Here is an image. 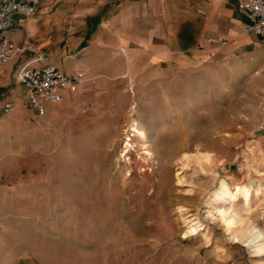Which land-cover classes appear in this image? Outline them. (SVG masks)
<instances>
[{"label":"rangeland","instance_id":"374dc122","mask_svg":"<svg viewBox=\"0 0 264 264\" xmlns=\"http://www.w3.org/2000/svg\"><path fill=\"white\" fill-rule=\"evenodd\" d=\"M181 55L44 114L0 86V264H264V46Z\"/></svg>","mask_w":264,"mask_h":264},{"label":"crops","instance_id":"0c3cea01","mask_svg":"<svg viewBox=\"0 0 264 264\" xmlns=\"http://www.w3.org/2000/svg\"><path fill=\"white\" fill-rule=\"evenodd\" d=\"M247 21L237 0H39L32 16L15 15L9 35L16 52L0 66V86L14 77L13 88L24 97L17 71L30 61L79 74L56 103L72 92L94 96L115 77L131 74L137 61L148 66L175 59L209 36L227 40L221 47L227 52L264 46L261 37L242 31Z\"/></svg>","mask_w":264,"mask_h":264},{"label":"built area","instance_id":"2783aa9c","mask_svg":"<svg viewBox=\"0 0 264 264\" xmlns=\"http://www.w3.org/2000/svg\"><path fill=\"white\" fill-rule=\"evenodd\" d=\"M248 21L242 28L243 32H252L264 41V0H237ZM39 0H0V66L5 65L16 52L11 46L10 29L14 26L15 15L28 18L35 12ZM227 40L209 36L198 43L199 49L209 46L222 47ZM17 77L25 89L23 105L44 114L45 104L56 103L62 99L63 90L73 87L81 78L77 73L65 74L51 64L31 65L30 61L22 63ZM11 101L3 103V111L11 113Z\"/></svg>","mask_w":264,"mask_h":264},{"label":"bare ground","instance_id":"6f19581e","mask_svg":"<svg viewBox=\"0 0 264 264\" xmlns=\"http://www.w3.org/2000/svg\"><path fill=\"white\" fill-rule=\"evenodd\" d=\"M134 131H137V133L141 135L143 138L146 137L145 132L142 129H137L136 127H134ZM244 185H237L234 190H231L230 187L228 186V183L224 179H222L219 185L220 187L217 190V192L207 201L208 204L206 205V207L208 208L210 215L213 212L216 213V217L215 216L214 217L223 221L225 223L227 230L229 231H231L232 228H234L236 223L235 219L239 217L238 211L236 210V208L233 207L234 201H236L237 197L240 195L243 196L245 200L244 201L245 204H248L249 202L250 191L249 188H247ZM226 203H232V206L228 210H225L223 208ZM190 221L192 222L190 226V231H196L198 222L197 221L193 222V219H191ZM261 234H259L258 237L262 236L264 238V236ZM261 245L260 243L257 244L259 249L264 247V241L263 244Z\"/></svg>","mask_w":264,"mask_h":264}]
</instances>
